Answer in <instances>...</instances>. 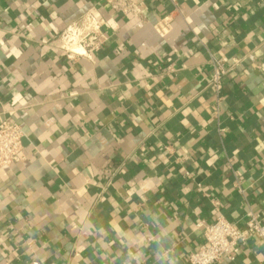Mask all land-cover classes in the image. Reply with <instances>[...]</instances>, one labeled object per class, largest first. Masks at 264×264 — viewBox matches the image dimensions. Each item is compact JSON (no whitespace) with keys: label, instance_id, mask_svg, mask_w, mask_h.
Returning a JSON list of instances; mask_svg holds the SVG:
<instances>
[{"label":"crops","instance_id":"obj_1","mask_svg":"<svg viewBox=\"0 0 264 264\" xmlns=\"http://www.w3.org/2000/svg\"><path fill=\"white\" fill-rule=\"evenodd\" d=\"M134 1L146 22L0 0V122L24 132L0 168V264H188L215 214L264 222V0ZM86 13L104 42L68 59ZM211 57L233 66L218 92ZM229 254L214 264H264L256 237Z\"/></svg>","mask_w":264,"mask_h":264},{"label":"built area","instance_id":"obj_2","mask_svg":"<svg viewBox=\"0 0 264 264\" xmlns=\"http://www.w3.org/2000/svg\"><path fill=\"white\" fill-rule=\"evenodd\" d=\"M109 7L116 13L131 15L142 22H146L143 11L134 0H105ZM179 11L177 7L174 9ZM171 14L165 15L155 24V29L165 34L169 29ZM101 21L86 13L79 21L71 23L61 32L60 40L68 59L78 56L91 57L92 52L98 50L104 42L105 35L101 30ZM212 70L210 73V85L218 92L221 78L231 70L233 66H225L221 59H210ZM237 62H234L236 64ZM165 71L172 73L175 69L167 66ZM219 100V99H218ZM24 132L16 123L8 121L0 122V168L9 166L19 159V153L23 146ZM110 170L104 171L106 185L111 183ZM188 175V174H186ZM241 191L240 188H238ZM250 237L258 238L264 245V222L249 210L242 225L230 221L221 214H215L213 220L203 229V243L187 256L188 264H214L223 256H230V251L244 245Z\"/></svg>","mask_w":264,"mask_h":264}]
</instances>
